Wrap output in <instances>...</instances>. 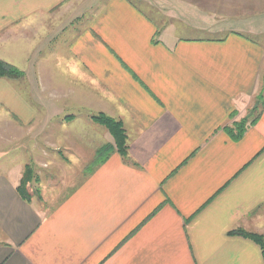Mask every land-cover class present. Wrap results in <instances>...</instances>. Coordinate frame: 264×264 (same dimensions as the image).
Instances as JSON below:
<instances>
[{
  "label": "crops",
  "instance_id": "obj_1",
  "mask_svg": "<svg viewBox=\"0 0 264 264\" xmlns=\"http://www.w3.org/2000/svg\"><path fill=\"white\" fill-rule=\"evenodd\" d=\"M147 2L0 0V264H264V40Z\"/></svg>",
  "mask_w": 264,
  "mask_h": 264
},
{
  "label": "trees",
  "instance_id": "obj_2",
  "mask_svg": "<svg viewBox=\"0 0 264 264\" xmlns=\"http://www.w3.org/2000/svg\"><path fill=\"white\" fill-rule=\"evenodd\" d=\"M21 77H23V74L20 71L9 66L8 64H5L0 60V79L13 80V79H19ZM261 99L262 97L259 99V102L261 101ZM91 120L94 123L103 126L112 137L114 143V146H105L100 151H98L94 164L104 161L106 157L114 150L122 158H125L127 155L128 147L126 142L127 140L126 134L122 124L102 114L92 116ZM244 125H245V121L236 123L233 126L234 130L226 129L225 132L232 140H238L244 132L243 130ZM32 178H33L32 170L29 167H27L20 181V184L16 189L21 199L26 202H29L32 197V194H30L27 190V184L31 182ZM229 235H238L246 239H249L250 241L255 243L259 247L264 260V237L257 234L246 233L242 230L231 231L229 232Z\"/></svg>",
  "mask_w": 264,
  "mask_h": 264
},
{
  "label": "rangeland",
  "instance_id": "obj_3",
  "mask_svg": "<svg viewBox=\"0 0 264 264\" xmlns=\"http://www.w3.org/2000/svg\"><path fill=\"white\" fill-rule=\"evenodd\" d=\"M137 2L140 8L144 9L146 12L150 13V3L146 1L141 2L140 0H134ZM151 4H154L152 9V15L154 14V10H156L157 6L161 8H165L161 4L159 5L155 0H149ZM189 1L188 9L192 8V10H196L195 8L198 7V9H203L206 11H213L215 16H221L216 19H213L214 21H218L220 24L224 25V8L228 7V11H230V14L234 13L236 15V10H240V16H243L242 20H244V24H256L255 29L257 32L250 33V36L252 37H258L261 40H264V0H233L234 3H224V0H187ZM205 1V2H204ZM230 9V10H229ZM189 21V20H188ZM221 26V25H220ZM246 28V27H243ZM257 35V36H254ZM197 37H202L197 36ZM29 167L32 170V180L35 179V173L31 166H25L24 172L26 168ZM23 172V175H24ZM22 175V177H23ZM31 184V183H30ZM29 183L27 184L28 187ZM28 190V188H27ZM29 192V191H28Z\"/></svg>",
  "mask_w": 264,
  "mask_h": 264
}]
</instances>
